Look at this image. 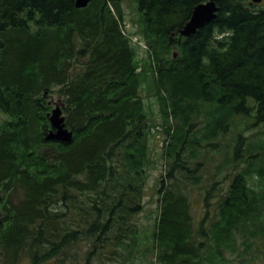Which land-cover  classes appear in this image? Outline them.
<instances>
[{"label":"trees","instance_id":"16d2710c","mask_svg":"<svg viewBox=\"0 0 264 264\" xmlns=\"http://www.w3.org/2000/svg\"><path fill=\"white\" fill-rule=\"evenodd\" d=\"M134 1L145 57L122 31V0H0V264L135 259L156 166L148 90L166 160L150 264H250L264 241V6L217 0L186 37L208 0ZM54 95L71 143L46 138Z\"/></svg>","mask_w":264,"mask_h":264},{"label":"rangeland","instance_id":"374dc122","mask_svg":"<svg viewBox=\"0 0 264 264\" xmlns=\"http://www.w3.org/2000/svg\"><path fill=\"white\" fill-rule=\"evenodd\" d=\"M249 3H256L257 5L264 6V0L261 2H255L253 0H247ZM123 9L125 12V21L122 25L123 33L129 37L132 44L138 47V55L140 57L147 56L148 47L146 43L141 39L139 34H136L138 29L137 27V17L139 16V11L137 8V4L134 0H122ZM137 38V40H134ZM145 45V46H143ZM177 52V51H176ZM139 68L138 70H140ZM149 93H145V98L147 101L148 110L150 113V123H152V145H151V153L152 157L155 161L156 166L150 169V176L148 179V183L146 186V192L144 197L145 208L139 213L136 217V223L139 227V230L142 232L141 236L143 239V244L140 246V252L136 255L135 259L128 264H150L153 261V255L150 252H144V247L151 243L152 239V231L154 229V223L158 215L159 211V194L156 192L158 180L161 175L165 173L166 168V160L162 157V152L164 149L162 135L164 134V126L162 125V118L160 116V112L158 110V105L156 98L153 92L149 91ZM54 102H57L59 99L58 95H54ZM145 101V102H146ZM8 116L0 111V122L4 119H7ZM161 135V136H159ZM245 135H249L248 132H245ZM234 134L230 133L226 138V142L234 143L233 138ZM231 140V141H230ZM218 158L220 155H217ZM218 158L216 157V162H218ZM223 176V175H222ZM220 176V178L222 177ZM228 183V182H227ZM226 183V184H227ZM200 190H192L191 199L193 204V212L195 215V220L198 221L204 212V208L202 202L199 198ZM145 243V245H144ZM83 251H85V246L79 249L80 255L82 256ZM252 261L250 264H264V241L260 242L259 245L254 246L253 253L250 254ZM53 264V263H49ZM235 264H240L238 259Z\"/></svg>","mask_w":264,"mask_h":264},{"label":"water","instance_id":"95a60500","mask_svg":"<svg viewBox=\"0 0 264 264\" xmlns=\"http://www.w3.org/2000/svg\"><path fill=\"white\" fill-rule=\"evenodd\" d=\"M91 0H76L78 8L86 7ZM219 11L217 0H208L198 4L192 13V17L186 24L182 35L188 37L195 33L199 28L210 23ZM64 102L61 98L55 102V106L49 112V120L52 124V129L48 132L46 138L48 140H56L71 143L73 140L74 132L66 125V116L64 114ZM2 213L0 212V217Z\"/></svg>","mask_w":264,"mask_h":264},{"label":"bare ground","instance_id":"6f19581e","mask_svg":"<svg viewBox=\"0 0 264 264\" xmlns=\"http://www.w3.org/2000/svg\"><path fill=\"white\" fill-rule=\"evenodd\" d=\"M253 1H255V2H261L262 0H253ZM219 10H220V7H219ZM218 12H219V11H218ZM218 12H217V16H218ZM217 16H216V17H217ZM191 17H192V16H191ZM216 17H215V18H216ZM215 18H214V19H215ZM190 19H191V18H190ZM214 19H213V20H214ZM213 20H212V21H213ZM212 21H211V22H212ZM188 22H189V21H188ZM188 22H187V23H188ZM211 22H210V23H211ZM187 23H186V24H187ZM208 24H209V23H208ZM208 24H206V25H208ZM206 25H204V26H206ZM185 26H186V25H185ZM185 26H184V28H185ZM204 26H203V27H204ZM203 27H201V28H203ZM184 28H183V30H184ZM201 28H199V29H201ZM199 29H198V30H199ZM183 30H182V31H183ZM198 30H197V31H198ZM182 31H181V33H182ZM197 31H196V32H197ZM196 32H195V33H196ZM193 34H194V33H193ZM190 36H191V35H190ZM188 37H189V36H188ZM176 55H177V52L175 53V56H176Z\"/></svg>","mask_w":264,"mask_h":264},{"label":"built area","instance_id":"2783aa9c","mask_svg":"<svg viewBox=\"0 0 264 264\" xmlns=\"http://www.w3.org/2000/svg\"><path fill=\"white\" fill-rule=\"evenodd\" d=\"M134 40H137V38H134ZM143 46H145V45H143Z\"/></svg>","mask_w":264,"mask_h":264},{"label":"flooded vegetation","instance_id":"af4514ba","mask_svg":"<svg viewBox=\"0 0 264 264\" xmlns=\"http://www.w3.org/2000/svg\"><path fill=\"white\" fill-rule=\"evenodd\" d=\"M263 1V0H262Z\"/></svg>","mask_w":264,"mask_h":264}]
</instances>
